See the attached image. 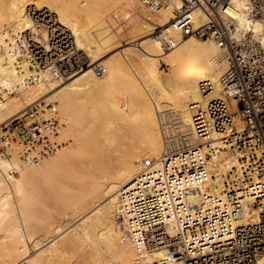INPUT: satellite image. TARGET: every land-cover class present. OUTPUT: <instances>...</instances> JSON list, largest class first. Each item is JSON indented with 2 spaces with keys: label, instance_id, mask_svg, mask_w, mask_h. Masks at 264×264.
I'll list each match as a JSON object with an SVG mask.
<instances>
[{
  "label": "bare ground",
  "instance_id": "1",
  "mask_svg": "<svg viewBox=\"0 0 264 264\" xmlns=\"http://www.w3.org/2000/svg\"><path fill=\"white\" fill-rule=\"evenodd\" d=\"M29 3L47 6L58 13L60 21L72 29L79 47L85 48L89 56L93 55L88 68L58 78L49 69L33 66L25 53L12 50L15 34L31 23L25 12ZM140 4L152 13L141 10ZM235 6L239 27L253 29L264 44L263 22L251 16L243 1L236 0ZM196 13L197 20L201 19L202 12L198 9ZM174 15L171 5L152 10L142 0H0V125L41 103L37 108L46 117L56 109L61 122L59 139L63 143L55 152L34 161L23 156L15 134L5 132L3 124L0 126V231L5 230L4 236L10 241L9 244L4 242L5 245L1 243L3 247L0 245V257L3 253L4 257L10 256L9 262L4 258L0 259V264H53L51 260L54 259L48 261V250L54 254L57 251L55 255L50 251V257L72 256L74 246L78 247L79 254L77 252L73 258L78 259L82 252L83 262L88 260L86 264H183L170 261L162 251L138 252L126 236V223L119 204L120 188L133 180L145 158L157 157L163 150L158 112L173 108L191 124L190 102L205 103L221 95L219 88L203 95L197 83L208 78L219 85V78L227 67L225 50L212 38L200 40L194 36L184 38L170 50L165 49L155 29L161 27L164 33L180 38V33L171 27ZM120 16L131 20V28L122 30L116 25ZM152 23L157 24L153 27ZM114 49L118 51L111 57L118 56V62L106 60L102 64L106 68L104 74L97 75L94 65L101 64L99 59ZM140 50L146 60H141ZM162 61L167 64L168 72L159 66ZM102 88V101L86 99L92 89ZM102 112L103 121L99 117ZM100 120L103 123L105 120L108 131L113 132V136L108 132L102 134L104 138L112 136L108 139L115 142L109 141L113 146L118 142L115 148H109L108 139L105 140L109 147L102 146L105 143L103 135L101 138L99 130H93L97 123L102 125ZM114 122H118V133L110 129ZM92 131L100 134L95 136ZM210 143L223 149L212 151L210 165L215 177L210 185L201 186L202 191H215L222 182L223 173L233 171L240 162V153L224 148L223 134L216 133ZM34 186L40 195L36 194ZM48 192L59 203L70 207L69 211L65 209L66 213L62 212L70 218L50 221L54 226L60 224L56 230L45 224L49 227L44 229L46 239L50 240L38 246L36 241L39 242L41 236H33L35 231L28 227L25 229L29 236L24 235L21 225L24 221L25 226L34 223L33 210L37 208L34 205H42V210L50 212L56 201L48 207L45 201ZM35 195L40 199L34 198ZM36 237L39 239L35 240ZM41 238L43 242L39 243L46 242ZM30 239L34 241L33 246ZM57 241L61 243L58 247H62H56ZM54 243L58 250H53ZM50 245L54 248L50 249ZM90 246L96 250L89 252ZM81 247H90L88 253ZM83 250L87 254H83ZM93 252L99 256L89 261ZM68 262L66 264H71ZM83 262L80 264H85ZM256 264H264V254Z\"/></svg>",
  "mask_w": 264,
  "mask_h": 264
},
{
  "label": "built area",
  "instance_id": "2",
  "mask_svg": "<svg viewBox=\"0 0 264 264\" xmlns=\"http://www.w3.org/2000/svg\"><path fill=\"white\" fill-rule=\"evenodd\" d=\"M142 1L152 10L174 7L171 27L180 38L158 30L165 49L189 36L212 38L225 50L227 67L219 85L208 78L197 83L203 95L217 88L221 95L190 102L191 124L173 108L158 112L163 150L145 158L133 180L119 190L126 236L138 252L162 251L172 262L256 264L264 254V44L253 29L239 27L236 0ZM241 1L264 24V0ZM25 12L31 23L15 34L12 50L58 78L91 65L56 11L29 3ZM94 70L102 75L106 68L98 63ZM39 104L2 125L15 134L23 156L34 161L63 144L56 109L46 117ZM216 133L223 134L225 149L241 154L240 162L223 173L215 191H202L214 181L212 151L223 149L211 146Z\"/></svg>",
  "mask_w": 264,
  "mask_h": 264
},
{
  "label": "rangeland",
  "instance_id": "3",
  "mask_svg": "<svg viewBox=\"0 0 264 264\" xmlns=\"http://www.w3.org/2000/svg\"><path fill=\"white\" fill-rule=\"evenodd\" d=\"M144 8H145V7H143V5L140 4V9H141V10L146 11V13H148V14L151 12L149 9H146V8L144 9ZM151 13H152V12H151ZM155 24H157V23H152V26L155 25ZM116 25L119 26V27H121L122 30H128L129 28H131V20L128 19V18H125V17H123V16H120V17H118V21L116 22ZM153 27H154V26H153ZM153 29H154V28H153ZM155 30H156V33H157L158 30H161V27H157ZM156 33H155V34H156ZM155 34H153V35H155ZM198 39H200V38H198ZM200 40H208V39H200ZM84 49H85V48H84ZM86 51H87V50H86ZM116 51H118V49H114L113 51H110V52H108V53H105V55H104L105 57H101V60L99 59L98 62L101 63V61H102L101 64H103V62L105 63L106 60L108 61V59H112L113 62H118V56L115 57V58L111 57ZM92 56H93V55H91L90 57H91V60L93 61ZM140 56H141V60H146V59L144 58V57H145V54H144L141 50H140ZM103 60H104V61H103ZM159 66L162 67V69H163L164 71H167V72H168L169 68H168L167 64H166L164 61H162L161 64H160ZM114 81H115V80H114ZM115 82L117 83L118 80H116ZM92 90H93V91H92ZM92 90H91L90 93H87V95H86L87 98H86V99L91 98L93 101H94V99H95L96 101H97V100L102 101L103 98H104L103 88H102V89H92ZM37 103H38V102H37ZM56 103H58V102H56ZM101 115H102V117L104 118L103 112H102V114L100 113V116H99L100 118H101ZM99 117H98V118H99ZM98 118H97V119H94V120L97 121ZM103 118H101L102 121H103ZM94 120H93V123H94ZM101 120H100V122H102ZM105 122H106V121L104 120V123H105ZM96 123H97V122H96ZM104 123L102 122V125H100L99 123H97L99 126H98L97 124H96V125H97L98 127L101 126L102 129L105 127V129H106L105 131H104V129H103V130H102L101 128L99 129L98 127H96V125L93 126V128L95 127L94 129L92 128L93 130H95L96 128H97V130H99V131H97V130H96V131L101 133L100 137L104 134V132H106V133L108 132V134H109V133H110V134H111V133L113 134V132H111V130H110V132L108 131L109 128H107V126H105ZM2 124H3V123H2ZM2 124H1V125H2ZM94 124H95V123H94ZM1 125H0V126H1ZM103 125H104V127H103ZM64 126H65V125H64ZM110 129H113L115 132L117 131V133H118V122H114V127H112V128L110 127ZM62 130H63V129H62ZM113 130H112V131H113ZM97 132H96V133H93V131H92V134H96L95 136H98L100 133L97 134ZM102 133H103V134H102ZM112 134H111V135H112ZM111 135L108 136V135L106 134L105 137L108 136V138H109V137H112L114 134H113L112 136H111ZM115 136H116V135H115ZM117 136H118V135H117ZM102 137L104 138V135H103ZM102 137H101V138H102ZM61 138H62V137H61ZM96 138H97V137H96ZM108 138H104L103 141H104L105 139H108ZM99 139H100V138H99ZM115 139L118 141V138H117V137H115ZM96 140H97V139H96ZM100 141H101V143H102V139H100ZM107 141H108L109 144L107 143ZM107 141L105 140V143H102V146L106 147V145L108 144L109 146H111V147H109V146L107 145L109 148H115L114 146H115V145H118V142H117V141H116L117 144H115L114 146H113L112 144H114L115 142H112V141H110L109 139H108ZM109 141L112 142V144H110ZM98 142H99V141H98ZM99 143H100V142H99ZM101 143H100V145H101ZM105 144H106V145H105ZM49 157H50V156L45 157V158H49ZM36 182L38 183V181H35V184H36ZM35 184H34V185H35ZM38 184L40 185V182H39ZM38 184L35 185L36 188H37V186L39 187ZM35 186H34V188H35ZM40 186H41V185H40ZM36 188H35V192H36ZM38 189H39V188H38ZM37 193L39 194L38 190H37L36 194H37ZM50 194H51L50 192H48V193L46 194V196L48 195V198H47V199H46L44 196H43V198H42V196H41L42 200H44V198H45L46 203L48 202V203H47V204H48V207H50V206L52 205V203H54V201H56V202L54 203V205L51 206V208H50V212H49L48 210H45L44 208H43V210H42V208H41L42 205H40L39 207H38V205H37V206L34 205L35 207H37L36 209L33 208V209H35V210H33V212H35V215H34L35 217L33 218V222H34V223L31 224V223H32V222H31V223H30V224H31L30 226H29V225H28V226H25L26 222L24 221V224L21 225V227H22V231H23L22 233H23L24 235H28V234H29V233H28L29 231L27 230V233H28V234H27V233H26V229H25V228L28 227V229H29L30 231H31V230H34V231H35V232L33 233V236H37V237H40V236H41V237H43V239L46 240V242L44 241V243H39V242H43V241L41 240L42 238L40 237V241H39V242L36 241L38 244H40V245L37 244L38 246H41V244L43 245V244L49 242V240H50V239L48 240V238L46 239V235H47V233L45 232L44 229H45V228H49V227H47L45 224H50V223H49L50 221H52V223L55 222V221H60V220L65 221V220H64L65 217H66V218H67V217L70 218L69 215L64 216L65 213H66L65 211H66V210L69 211V210H70V207L68 206V207H69V208H68V207H67V204L62 203L61 201H60V203H59V202H58L59 200H58V199L55 200L56 198H55L53 195L49 196ZM39 195H40V194H39ZM39 195H38V196H39ZM33 196H34V195H33ZM51 197H52L54 200H53ZM34 198H36V199H37V198L40 199V196H39V197H36V195H35ZM47 200H48V201H47ZM58 203H59V204H58ZM62 204H63L64 206L66 205V206H65L66 208L63 207ZM49 205H50V206H49ZM57 206H58V208H57ZM53 207H54V208H53ZM55 207H56V208H55ZM67 208H68L69 210H68ZM65 209H66V210H65ZM44 211H45V212H44ZM60 211H61V213H60ZM36 212H37V214H38V212H39V214L37 215ZM46 212H47V213H46ZM62 212H65V213L63 214ZM46 214H47V215H46ZM36 215H37L38 217H37ZM45 215H46V216H45ZM60 215H61V216H60ZM43 216H44V217H43ZM47 216H48V218H47ZM57 216H58V217H57ZM39 217H40V218H39ZM23 218H24V217H23ZM37 218H38V220H37ZM56 218H57V219H56ZM58 218H59V219H58ZM24 219H25V218H24ZM24 219H23V220H24ZM42 221H44V222H42ZM19 223L21 224L20 221H19ZM42 223H43V224H42ZM40 224H41V225H40ZM55 224H56L57 227L54 226V225H51V224H50V225L53 226L52 228H54V229H55V228H57V229L60 228V227H58V226H60L59 223H58V224L55 223ZM50 225H49V226H50ZM61 225H62V224H61ZM45 226H46V227H45ZM65 226H66V225H65ZM65 226H63V228H65ZM61 227H62V226H61ZM30 228H32V229H30ZM39 228H41V229H39ZM42 228H43V229H42ZM37 230H38L39 232H38ZM55 230H56V229H55ZM41 231H42V232H41ZM0 232H1V234H0V235H1L0 245H1V247H3L2 244H3L4 242H5V244H7V243L9 244L10 241L7 239V236H4V234H5V230H4V232H3V231H0ZM6 232H7V231H6ZM2 233H3V234H2ZM35 233H36L37 235H35ZM2 235H3V236H2ZM28 236H29V235H28ZM37 237H36L35 240L39 239V238H37ZM44 237H45V238H44ZM99 237H100V236H98V239H99ZM2 238L4 239V241H3ZM62 238H63V237H62ZM6 240H7V241H6ZM30 240H31V239H30ZM8 241H9V242H8ZM109 241H110V240H109ZM60 242H61V240H60ZM60 242L57 241V246H56V247H58V245H59ZM62 242H63V241H62ZM101 242H102V241H101ZM1 243H2V244H1ZM29 243H30L31 246H33L34 241L31 240ZM64 243H66V242H63V244H64ZM102 243H103V245H105V242H104V241H103ZM107 243H108V242H107ZM5 244H3V245H5ZM35 244H36V243H35ZM60 244H61V243H60ZM37 245H36V246H37ZM52 245L55 247V243L52 244ZM52 245H50L51 247L49 246L50 249H53V248H54V247L52 248ZM90 245H92V243H91ZM107 245H108V244H107ZM105 246H106V245H105ZM56 247H55L53 250H58V249H56ZM59 247H62V246L60 245ZM59 247H58V248H59ZM90 247H91V248H90ZM90 247H83V248L81 247V250H82V249L87 250V249L90 248L89 252H91V249L96 250V249H94V248H95V247L97 248L96 245H95V247H94V246H90ZM99 247H101V246L99 245ZM73 248H74V249H73ZM73 248H71V249H73V251H72L73 253H72V254H73V255L75 254V255L77 256V255L79 254V252H78V247L76 248V246H74ZM67 249H68V248H67ZM47 250H48V247H47L46 251L44 250V253H47ZM68 250H69V249H68ZM68 250H67V251H68ZM81 250L79 249V251H81ZM84 250H83V251H84ZM1 251H2V250H1ZM48 251H49V254L47 253V255L49 256V260H48V259H47V260L50 261V258L54 259V261L57 260L56 262H54L53 260H51V262H53V264H55V263L57 264V263H59V261H60L61 263L63 262L62 264H66L68 261H69L68 263L71 262V264H74L73 262H76L75 264H77V263L80 264V263L83 262V259H82V258H84V257H82V256H83V255H82V252H80L81 254L79 255L81 258L78 257V259H77V257H75V259H77V261H76V260L73 258L74 256L71 254V252L68 253L67 251H65V252H67L68 254H71L72 256H70V255L67 256V254H66L65 252H63V254L65 253L66 256H67V257H66V256H65V257L62 256L63 259H62L61 256H59V255L57 254L58 257H60V259H59L57 256H56V258H55L54 256H51V257H50V253H51V252L53 253L54 251H52V250H48ZM50 251H51V252H50ZM69 251H71V250H69ZM56 252H57V251H55V254H56ZM77 252H78V254H77ZM44 253H41V254L43 255ZM52 253H51V255H52ZM58 253H59V252H58ZM84 253L87 254V253H88V250H87V253H86L85 251L83 252V254H84ZM94 253H95V252H93V254L91 255L92 258H88L89 261H90V259H91V260L94 259L95 256H97V258H98L99 255H97L96 253L94 254ZM53 254H54V253H53ZM55 254H54V255H55ZM98 254H99V253H98ZM3 255H5V254L3 253ZM3 255H2V257H0V259H4V258H5V259H6V262H7V261L9 262V260H10V256H9V258H8L7 255H6L5 257H4ZM44 255H45V254H44ZM47 255H46V256H47ZM60 255H61V253H60ZM81 255H82V256H81ZM48 256H47V258H48ZM43 257H44V256H43ZM53 257H54V258H53ZM71 257H72L73 259H72ZM88 257H90L89 254H88ZM93 257H94V258H93ZM40 258H41V256H40ZM57 258H58L59 260H58ZM65 258H66V259H65ZM70 258H71V259H70ZM79 258H80L81 260H80ZM97 258H95V259H97ZM43 259H46V258H43ZM61 259H62V261H61ZM64 259H65V260H68V261H66V263H64V262H65ZM70 260H71V261H70ZM73 260H74V261H73ZM79 260H80V261H79ZM84 260L86 261V259H84ZM85 261H84L83 263L86 264V262H87L88 260H87L86 262H85ZM93 261H95V260H93ZM61 263H59V264H61Z\"/></svg>",
  "mask_w": 264,
  "mask_h": 264
}]
</instances>
